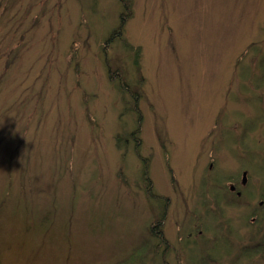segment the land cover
I'll return each instance as SVG.
<instances>
[{
	"label": "rangeland",
	"instance_id": "374dc122",
	"mask_svg": "<svg viewBox=\"0 0 264 264\" xmlns=\"http://www.w3.org/2000/svg\"><path fill=\"white\" fill-rule=\"evenodd\" d=\"M123 12L0 0V264H113L145 238L140 113V153L171 201L165 264H264L247 228L264 216V0H133L109 38ZM115 69L135 91L144 79L136 107Z\"/></svg>",
	"mask_w": 264,
	"mask_h": 264
},
{
	"label": "trees",
	"instance_id": "16d2710c",
	"mask_svg": "<svg viewBox=\"0 0 264 264\" xmlns=\"http://www.w3.org/2000/svg\"><path fill=\"white\" fill-rule=\"evenodd\" d=\"M120 1L122 2V6L124 8V12L120 15L121 23H120V26L111 33L109 38H117L119 36L120 37L123 36V31H124L126 22L129 21L134 15V12H133V0H120ZM121 38H123V37H121ZM139 51L140 50L138 49V52ZM136 63L138 65V70H139V60H137ZM119 73H120V81H119V83L120 84L122 83V86L125 89V90H123V89L122 90L123 91H128L131 94V97H132V100L134 102V105H136L137 104V100H138V98L141 95V92L138 91V89L136 91L133 90V89H130L129 83L125 80L124 76L121 74L120 71H117L115 69V71L113 72V74H115V75L116 74L118 75ZM141 81H143L142 78H141V80H139V83H140V85L142 87L144 82L141 83ZM138 128H140V123L138 125ZM131 139L133 141H135L134 149H135V152L137 153V155L139 156L140 155V148H141V139L139 138V129L134 134H132ZM140 158L143 160V162L145 164V169H144V178H145V180H144L145 181L144 190L146 192L147 197L149 199H152L154 197L153 196V188H154V186H153V183L151 182V180L149 178V160L144 159L141 156H140ZM261 199L263 200L264 196H262ZM260 214L254 216L255 219H256L255 225L258 224V226H259L258 229L262 230V233H264V225H263L264 224V216H262ZM260 221H261V223H260ZM162 227L163 226L160 225V224L153 225V231L151 232V234L153 233L154 237L159 238V236H157L154 232H156V233L160 232L162 230ZM150 243H151V241L149 239H147L146 241H145V239H143L137 246H135L131 250V252L127 256L121 258L120 260L116 261L113 264H144V261L147 260L148 254L151 253V251L149 252V249H148L149 248L148 245ZM253 248H255V249H253L255 252L263 253L264 252V240L263 241L260 240V243H258V248H256V247H253ZM155 253H158L157 250L155 251Z\"/></svg>",
	"mask_w": 264,
	"mask_h": 264
},
{
	"label": "flooded vegetation",
	"instance_id": "af4514ba",
	"mask_svg": "<svg viewBox=\"0 0 264 264\" xmlns=\"http://www.w3.org/2000/svg\"><path fill=\"white\" fill-rule=\"evenodd\" d=\"M161 222L165 223V213L163 211L158 214L157 220L153 223V225H155V224H160L161 225L162 224ZM156 234H157V236H159L161 234V231L156 233ZM192 236H193V233L191 232L189 234V237H192Z\"/></svg>",
	"mask_w": 264,
	"mask_h": 264
},
{
	"label": "water",
	"instance_id": "95a60500",
	"mask_svg": "<svg viewBox=\"0 0 264 264\" xmlns=\"http://www.w3.org/2000/svg\"><path fill=\"white\" fill-rule=\"evenodd\" d=\"M246 181V173H244V182Z\"/></svg>",
	"mask_w": 264,
	"mask_h": 264
}]
</instances>
